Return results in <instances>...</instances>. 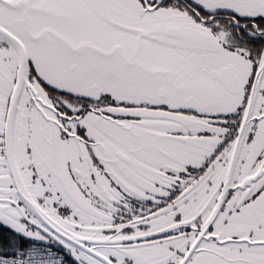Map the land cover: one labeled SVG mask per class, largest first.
Instances as JSON below:
<instances>
[{
  "label": "snow or ice",
  "instance_id": "1",
  "mask_svg": "<svg viewBox=\"0 0 264 264\" xmlns=\"http://www.w3.org/2000/svg\"><path fill=\"white\" fill-rule=\"evenodd\" d=\"M0 264H264V0H0Z\"/></svg>",
  "mask_w": 264,
  "mask_h": 264
}]
</instances>
